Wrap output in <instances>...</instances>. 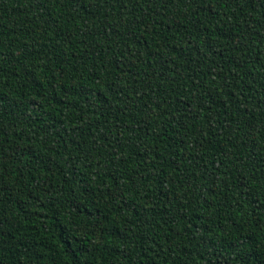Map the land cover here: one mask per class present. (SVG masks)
I'll return each instance as SVG.
<instances>
[{
	"label": "trees",
	"instance_id": "16d2710c",
	"mask_svg": "<svg viewBox=\"0 0 264 264\" xmlns=\"http://www.w3.org/2000/svg\"><path fill=\"white\" fill-rule=\"evenodd\" d=\"M0 264H264V0H0Z\"/></svg>",
	"mask_w": 264,
	"mask_h": 264
}]
</instances>
